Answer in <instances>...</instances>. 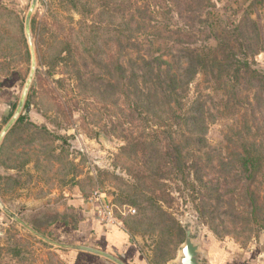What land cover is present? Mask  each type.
I'll list each match as a JSON object with an SVG mask.
<instances>
[{
	"label": "rangeland",
	"instance_id": "obj_1",
	"mask_svg": "<svg viewBox=\"0 0 264 264\" xmlns=\"http://www.w3.org/2000/svg\"><path fill=\"white\" fill-rule=\"evenodd\" d=\"M210 1L208 11L226 22L227 30L231 22L247 15L255 21L246 33L257 45L252 49L239 45L237 50L264 71V0ZM2 2L0 135L17 111L31 75L32 79L20 115L0 144V264H61L55 242L62 237L53 225H75L77 215L67 209L84 205L94 211L92 200L98 196L115 206V224L128 229L150 264L177 258L188 227L199 233L196 241L209 250V264H264V163L252 183L263 204L258 226L249 215L248 196L233 191L241 174L221 163L227 149L220 146L221 151H214L231 135L228 128L243 120L244 111L249 114L247 122H255L253 132L264 126L257 81H243L249 105L209 124L203 152L183 149L185 157L177 170L164 157L165 175L157 177L158 184H140L138 174L149 168L144 164L146 150L135 152L129 146L149 133L161 137L163 152L172 151L167 128L145 129L143 110L133 104L117 64L126 65L128 54L151 48L149 42L155 54H180V37L187 42L195 37L200 46L215 45L214 38L207 37L211 34L207 26L196 21L207 9L194 0H179L177 6L172 0H118L110 1L101 15V0L78 9L70 0ZM178 66L174 62L173 67ZM208 84L199 74L189 99L200 97L199 90L210 93L204 88ZM188 97L184 108L191 103ZM201 98L206 107L210 105L207 97ZM261 137L264 151V131ZM259 139L256 135L255 141ZM192 160L204 178L197 193L182 179ZM129 208L136 213H129Z\"/></svg>",
	"mask_w": 264,
	"mask_h": 264
},
{
	"label": "trees",
	"instance_id": "obj_2",
	"mask_svg": "<svg viewBox=\"0 0 264 264\" xmlns=\"http://www.w3.org/2000/svg\"><path fill=\"white\" fill-rule=\"evenodd\" d=\"M70 1L72 7L76 9L87 4L90 6V3L93 2V0ZM101 1L100 10L101 15H103L106 12L105 9L108 7V3L110 1L117 2L118 0ZM172 1L176 6L179 5V0ZM194 1L200 8L207 9L205 14L197 16L196 21L200 25L207 26L211 33L207 37H213L216 41L215 45L204 44L200 46L198 39L195 37L188 42L180 37L178 43L182 45V48L180 54L177 55L155 54L152 48L154 44L149 42L147 46L151 48L139 49L133 53L134 55L132 53L128 54L126 65L121 62L116 66V68L123 70L127 92L132 94L133 104L140 106L143 110L145 129L154 132H157L155 130L157 128L168 129L169 145L172 149L169 154L163 152L164 144L161 137L149 136V133L144 134L142 140L129 144L135 152H138L139 149H145L148 157L144 163L149 166L147 173L138 174L140 184H146L148 181L152 184H158L157 177L161 178L165 175L163 172L165 156H168V161L177 170L181 168L182 160L185 157L183 155L185 150L183 149L187 147L191 151H201L202 149L203 152L209 124L216 119L235 115L240 111L239 108L243 107L242 105H249L245 104L247 103L245 100L248 99L245 89L248 88L243 84V81L248 83L257 81L259 83L257 85L258 92L256 93L257 103L262 99L264 101V71L253 66L254 62L249 60L250 56L247 54L241 56L237 50L239 45L251 49L253 45H257L254 36L246 33L247 28H250V24H256L255 21L247 15L246 18H242L237 23L231 22V29L227 30V23L216 14L212 16L208 11L211 6L210 0ZM252 1L256 2V0ZM257 1L261 2V0ZM136 9L139 8L136 7ZM82 11L84 12L83 8ZM89 12H92V10H89ZM177 13L180 15L179 9ZM130 21H127L126 25ZM197 30L200 31V28H197ZM158 49L157 51H159ZM57 58L60 61L64 60V56H58ZM174 62L179 64L177 68L173 67ZM199 74H202L205 81L209 83L204 88L210 90V93L199 90L200 97L192 101L188 97L190 87ZM201 95L209 99V106L206 107L207 103L201 98ZM187 97L189 103H191L184 108ZM241 100L244 102H241ZM11 105L14 106L15 104L12 103ZM179 111L185 112L179 114ZM248 115L247 111H244L243 120L228 128L231 135L226 136L223 142H220L219 147L214 148V151H221L220 146H225L221 148L227 149V157L220 158L221 163L226 166L231 165L230 168L236 169L241 174L239 184H236L233 191L238 192L242 197L248 196L249 203L246 206L251 209L249 215L258 223L262 217L260 211L263 204L259 201L260 196L253 189L252 183L255 179L254 173H260L264 163L263 138L261 137L264 126H258L259 130L253 132V123L255 122H247ZM23 118V116H20L18 121H22ZM181 125L184 127L182 131L174 129ZM259 131L261 132L257 134ZM176 135L178 136L176 137ZM256 135L260 137L259 142L255 141ZM179 137H183L182 142ZM2 151L3 146L0 147V159ZM204 154L208 158L212 157L210 153L204 152ZM192 156L197 159L200 158L194 154ZM226 160L235 161V164H231ZM199 171L200 169L195 166L193 160L190 164V171L186 173L183 171L182 179L192 193L199 192V184L203 186L202 181L204 178L201 177ZM226 193H228V190H226ZM150 200L154 202V199ZM244 221L247 223V220ZM257 225L259 226V223ZM262 227L264 228V226ZM126 230L128 229L126 228Z\"/></svg>",
	"mask_w": 264,
	"mask_h": 264
},
{
	"label": "crops",
	"instance_id": "obj_3",
	"mask_svg": "<svg viewBox=\"0 0 264 264\" xmlns=\"http://www.w3.org/2000/svg\"><path fill=\"white\" fill-rule=\"evenodd\" d=\"M67 211L77 215L76 224L56 222L53 225L55 233L62 237L60 242H55L56 258L61 264H150L123 226L101 222L95 212L84 205L83 208L72 205Z\"/></svg>",
	"mask_w": 264,
	"mask_h": 264
},
{
	"label": "water",
	"instance_id": "obj_4",
	"mask_svg": "<svg viewBox=\"0 0 264 264\" xmlns=\"http://www.w3.org/2000/svg\"><path fill=\"white\" fill-rule=\"evenodd\" d=\"M34 5H35V1L32 4V8L34 7ZM31 12L29 13V16L31 15ZM26 30H27V33L29 34L30 33V17H28L26 21ZM33 72H34V68H33ZM31 79H32V75L26 84L24 94L17 108V111L15 112L14 116L8 122V124L6 125V127L4 128V130L2 131L0 135V144L2 142L1 140L4 137L5 133L8 131V129L12 126V124L16 121V119L20 115V112L24 106L26 95L30 87ZM1 206L6 212H8V214H10L13 217H16L13 213L9 212L6 206H4L3 204ZM198 236H199V233L195 234L192 231V229L188 227L186 229L185 242L183 246H181L177 258L173 259L168 264H208L206 260L209 257V251L204 247L202 241H196V238ZM84 249H89V248H84Z\"/></svg>",
	"mask_w": 264,
	"mask_h": 264
},
{
	"label": "built area",
	"instance_id": "obj_5",
	"mask_svg": "<svg viewBox=\"0 0 264 264\" xmlns=\"http://www.w3.org/2000/svg\"><path fill=\"white\" fill-rule=\"evenodd\" d=\"M93 208L95 215L101 222H105L108 224H115L117 223L115 218V206L105 203L104 200H102L101 196L95 197L92 200ZM129 213L134 214L136 213L135 208H129Z\"/></svg>",
	"mask_w": 264,
	"mask_h": 264
}]
</instances>
